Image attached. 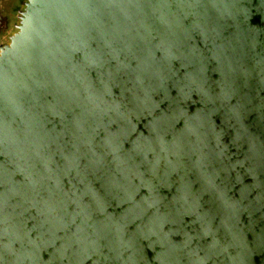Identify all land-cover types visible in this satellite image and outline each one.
<instances>
[{
	"label": "water",
	"instance_id": "1",
	"mask_svg": "<svg viewBox=\"0 0 264 264\" xmlns=\"http://www.w3.org/2000/svg\"><path fill=\"white\" fill-rule=\"evenodd\" d=\"M0 264H264V0H28Z\"/></svg>",
	"mask_w": 264,
	"mask_h": 264
},
{
	"label": "flooded vegetation",
	"instance_id": "2",
	"mask_svg": "<svg viewBox=\"0 0 264 264\" xmlns=\"http://www.w3.org/2000/svg\"><path fill=\"white\" fill-rule=\"evenodd\" d=\"M28 0H0V48L18 30Z\"/></svg>",
	"mask_w": 264,
	"mask_h": 264
}]
</instances>
